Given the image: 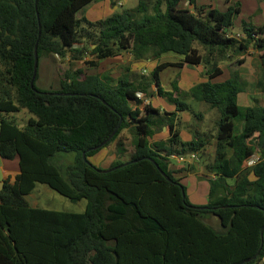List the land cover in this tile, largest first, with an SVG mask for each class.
<instances>
[{"label":"trees","instance_id":"1","mask_svg":"<svg viewBox=\"0 0 264 264\" xmlns=\"http://www.w3.org/2000/svg\"><path fill=\"white\" fill-rule=\"evenodd\" d=\"M99 1L0 0V158L18 160L19 166L0 192V264H260L264 107L257 99L251 107L238 105L247 82L237 72L224 83L212 81L223 74L220 61L234 52L246 55L253 46L262 65L257 85L264 91V27L244 22L243 38L230 37L240 4L219 11L197 8L198 0H187L193 12L179 7L186 0H136V20L125 12L96 23L77 18ZM36 47L39 63L44 54L81 59L88 49L96 61L120 53H130L134 61H155L168 53L183 60L156 66L150 77L119 80L109 89L99 78L84 84L67 73L60 91L46 92L36 87L38 72L31 88ZM199 65L206 66L208 81L193 90L194 101L218 110L220 119L213 162L206 166L213 176L209 201L197 208L171 170L170 156L201 153L206 142L198 136L182 142L177 118L194 113L192 106L175 81L177 96L165 92L159 74ZM155 95L173 103L175 113L161 114L144 104ZM22 109L34 116L24 127L8 118ZM237 123L243 124L241 131ZM164 127L169 139L152 144ZM125 129L133 134L136 151L127 165L119 167L125 162L117 161L104 173L84 162L83 154L89 161ZM117 149L125 152L122 141ZM254 155L259 162L247 167ZM38 184L72 203L86 201L85 211L30 206L25 198ZM207 217L218 219L220 231Z\"/></svg>","mask_w":264,"mask_h":264},{"label":"crops","instance_id":"2","mask_svg":"<svg viewBox=\"0 0 264 264\" xmlns=\"http://www.w3.org/2000/svg\"><path fill=\"white\" fill-rule=\"evenodd\" d=\"M122 1L123 0H102L99 2H94L90 5H88L87 7H85L84 9H82L78 13L77 18L80 20L85 19L91 23H96L98 21L104 20V19L112 16L114 14V11L116 10V8L124 6V3ZM237 3L240 4L241 12L234 19V25L230 29V31H229L230 33L243 34L242 24L244 22H246L247 24L253 25L254 27H264V0H198L197 1V8L206 9L209 7V8H213V9H218L219 11H226L231 6H233L234 4H237ZM179 7L182 9H189L192 12L194 11V7L191 6L187 0L181 2ZM251 51H252L251 54H254L253 46L250 47L247 54ZM123 55H124V53H120L113 58L106 59L103 61H99L98 63L100 64V67H101V64H103L109 60L112 63H117V60H121ZM234 55L240 56L241 54H237L236 52L230 53L228 55L229 58L225 61H229V59L232 58ZM259 55H260V53H259ZM49 56L52 60H53V57H55V55H53V54H50ZM86 56L87 55L83 56L82 60H85ZM46 57H48V56H46ZM92 57L94 59H96L94 56L91 55V59H92ZM166 57H171V61H167V59H169V58L166 59ZM242 57L244 60V64H242L240 66H244L246 64L245 56L242 55ZM70 59H72V58L69 55L66 57V59L64 58V60L69 61V62H70ZM163 60H166V61L164 62ZM182 60H183L182 56L176 55L174 53H168V54L161 56L158 60H155V61L152 59H148L145 61H136L134 66L132 67V70H130L129 68L127 69L128 73L122 74L123 70H121V72L114 71L115 74H117V75L113 74V72H112L110 77H108V78L104 77L103 75H101L100 77H98L97 75H92L91 77L92 78L93 77L99 78V80L101 78L103 81L102 82L100 80L101 84L109 89V88H114L117 85V82L119 80H122V79L123 80H130L131 79L130 77L134 76V75L129 76L130 72L134 73V74L141 75V76L146 75L147 77H150L151 72H153V70L156 68V66H158L160 64H164V63L177 64L179 62H182ZM41 61H42V58H41L40 63H39L38 80L36 82V87H37V83L39 82V84L43 88V89H40L42 91H46V92H50V91L51 92H58V91H60L61 90V84H62V81L64 79L62 77L61 79L57 80L58 79L57 77L59 76V73L62 76L66 75L67 73L69 74V71L71 70V66H72L73 62L68 63L64 69H61L60 66H57L55 64V68L57 69V72L54 74V77H53V72L50 69H49L50 74L48 77L49 72L45 68L44 72H42V74L45 77L43 78V80H41V77L39 76V72H40V69L42 67ZM53 62H55V60H53ZM144 65H149L151 68L146 69L147 67L145 68ZM218 67H219V69H221L223 71V74L220 77H218L217 79H214L212 81V83H224L225 81H227L231 78V75L233 72H237L247 82V80L244 78V74L240 71V69L242 67L240 69H236L234 71H232L230 68L228 69L227 65L219 64ZM171 68L175 71H171L172 72L171 75L168 78H166L164 76L165 72ZM171 68H167L159 74V80H160V84H161V87L163 88V90L167 93H174V95H175L174 97H176L177 93H175L174 89H173V82L175 81L177 87L180 90L179 94L181 93L182 98L183 99L185 98L187 100V102L192 106L193 110H194V108L197 110V113H196V115L198 116L197 120L201 121L203 123H208L209 122L208 116L210 115V113L215 112L216 109L211 108V106L206 104V103L195 102L193 95H192L193 90L198 85L208 81V77L206 75V73H207L206 66H204V65L192 66V67L185 66L182 69L174 68V67H171ZM77 69H78V67L76 66V68H74V71H77ZM227 69L229 71H227ZM260 69L262 71L261 60H260ZM45 72H46V75H45ZM74 75H72V77H74ZM46 76L49 78V80H48V78L46 79ZM75 77L80 82H82V83L84 82V84H87L89 82L88 79H90V78H85L83 80L80 76L79 77L75 76ZM134 77L136 78L137 76H134ZM165 78H166V80H164ZM57 81H58V84L56 85ZM104 82H106V83H104ZM257 84H258V82H257ZM47 87H49L51 89H48ZM152 90L155 91L156 87L153 86ZM244 92H246V90ZM139 94L142 95V93H139ZM179 94H178V96H179ZM242 95H245V94H241L238 96V105L240 107H251L252 105H249V106L248 105H240L241 101H243ZM142 97H143V95H142ZM252 99H257L259 101L258 98H252ZM144 104H151L152 107L154 109H158L161 114L175 113V110H176V106L173 103H171L167 99L161 98L157 95H155L154 97L145 101ZM262 107H264V106H262ZM198 108H200V109H198ZM137 112L139 114H142L143 108H137ZM193 118H194V116L192 114H190L189 112H184V113H181L178 115V118H177L178 127L177 128H178L179 133H180V139L184 143H191V142L197 141L196 137L199 136L198 132H195L197 129H195V131H192L190 129V126H194L193 122L196 120L195 118L194 119ZM130 120H131V118H130ZM218 121H219V118L215 119L216 129H217ZM129 134H130L129 129L123 130L122 133L120 134V136L118 137V139L112 143L110 150H106V149H108V148H106L105 150H102L98 154L93 156V158H95L96 162L98 160L99 161L102 160V158L105 157L106 155H111V154H112L111 158H117L119 156L118 149H117L118 141H122L125 145V152L123 153V155L127 156L128 154H130V158L123 161V162L129 161L131 159L132 155L136 152L133 145H132V149H130L128 146L129 142L133 143L132 140L130 139L131 134L130 135ZM216 134H217V131H216ZM216 134L214 135V139H215ZM168 139H169V133H168L167 128L164 127L161 130L155 132L153 137L150 139V142L152 144L153 143H159V142L165 143ZM202 140L205 141L206 144H208L206 139H202ZM216 146H217V141L215 139V141L213 142V145H212V147H214L213 150L215 149V151H216ZM127 149H129V151H126ZM206 151L208 153V152H211L212 149L206 150V145H205L203 152H201L202 154L201 153H198V154L194 153V154L196 155L197 158L200 155H203V157H204V155L206 154ZM214 155H215V153H214ZM200 160H202V159H200ZM14 162H16V165L18 166V160H14ZM197 163H195V166L197 168L196 171H197L198 175L199 174L201 175L202 171H201L200 164H202V162L200 161V164H197ZM176 165H178L179 167L171 166V165H170V167H171V170L175 172V177L177 179H179L180 182H182L183 179L187 178L191 173H193L189 169V167H190L189 163L179 164L176 162ZM18 172H19V166H18ZM2 177L4 178V175H2ZM208 179L209 180L213 179V176L210 175L208 177ZM201 182H202V184H198V188L199 189L203 188L205 190H208L207 194L205 196L208 199V195H209V191H210V184L208 182H207L208 183L207 184L206 181H201ZM205 197L203 198V201H200V203L202 205L206 204L205 203V200H206ZM32 207H34V206H32ZM34 208H37V207H34ZM46 210H49V209H46ZM53 211H59V210H53ZM260 264H264V260Z\"/></svg>","mask_w":264,"mask_h":264},{"label":"rangeland","instance_id":"3","mask_svg":"<svg viewBox=\"0 0 264 264\" xmlns=\"http://www.w3.org/2000/svg\"><path fill=\"white\" fill-rule=\"evenodd\" d=\"M122 2L124 3V6L116 8V10L114 11V14L125 12V13L131 15V17L134 20H136L139 17L138 12H137V6H138L137 1L136 0H123ZM90 46H91V41L88 42V47L90 48ZM199 50H200L201 54H204L202 49H199ZM251 53H252V51L249 52L247 55H244L245 59H246V64L244 66H240V62L243 60L242 55H240V56L234 55L232 58L229 59V61H225V60L220 61L219 64L227 65V68L228 69L230 68L232 71H234L236 69H240L242 67L240 69V71L244 74V78L248 82L247 83L248 88L246 89V92L241 93V94H245V95H242L243 101H241L240 105H248V106L252 105L253 104L252 98H258L260 104L262 106H264V91L261 88H259L257 85L258 80H260L262 77V71L260 69V55L256 50H254V54H251ZM85 55H87L85 60H82L83 58L73 59V60L70 59V62H73L72 66H71V70L69 71L70 76L75 74L74 76H77V77L80 76L83 80L85 78H92L91 77L92 75H97L98 77L103 75L104 77L108 78V77H110L112 72H113V74H115L114 71L121 72V70H123L122 74L128 73L127 69L129 68L130 70H132V67L134 66V64L136 62L133 60V57L130 53H124L122 59L117 60V63H112L109 60V61H106L105 63L101 64V67H100V64L98 63L99 61H96V59H94L93 57L91 59V53H90L89 49L86 51ZM46 56H48V57H46ZM167 58H169V59H167ZM166 59H167V61H171V57H166ZM53 60H55L56 63L53 62ZM53 60L50 58L49 55L44 54L42 61H41L42 67H41L40 72H39V76L41 77V80H43V78L45 77L42 74V72H44L45 68L48 72L50 70H52L53 77H54V74L57 72V69L55 68V64L57 66H60L61 69H64L67 66V64L70 63L69 61L62 59L57 55H55V57H53ZM101 61H103V60H101ZM163 61L165 62L166 60H163ZM92 62L97 64L99 67L98 66L93 67L90 64ZM76 66L78 67V69H77V71H74V68H76ZM144 67L145 68L147 67L146 69L151 68L149 65H144ZM228 69H227V71H229ZM171 71H175V70H173L172 68L167 70L165 72L164 76L166 78H168L172 73ZM49 74H50V72L48 73V77H49ZM45 75H46V72H45ZM115 75H117V74H115ZM131 75L138 76V77L141 76V75L134 74V73L130 72L129 76H131ZM134 76L130 77L131 80L135 79ZM144 76H146V75H144ZM48 77L46 76V79ZM62 77L64 79L65 75L62 76L59 73L57 80L61 79ZM166 78L164 80H166ZM48 80H49V78H48ZM100 80L102 81L101 78H100ZM104 83H106V82H104ZM57 84H58V81H57L56 85ZM37 88L43 89L42 86L39 84V82L37 83ZM47 88L51 89L49 87H47ZM241 94H239V95H241ZM198 109H200V108H198ZM193 112L194 113H192V115L194 116V118L196 120L193 122L194 126H190V129L192 131H195V129H197L195 132H198V135H199L198 137L200 139H206V141L208 143V144H206V150L212 149L211 152L207 153V151H206V154L204 155V159L200 160V157H203V155H200L198 157L199 160L202 162V164H200L201 171H202L201 175L199 174L200 175L199 176L197 174V171H194V172L192 171L194 174L191 173L187 178L183 179L181 182L186 187L187 196L189 198L190 203L193 206L198 208L199 206L206 205L209 201V198L207 199V197H205L208 190H205L203 188L199 189L198 184H202L201 181H206V183L208 182L210 184V180L208 179V177L211 174L207 171L208 169L206 168V166L211 165L213 162L215 149L213 150L214 147H212V145H213V142L215 141L214 135L216 134V131H217L216 126H215V119H218V118L220 119V113L218 110H215V112L210 113V115L208 116L209 122L203 123V122L197 120L198 116L196 115L197 110L195 108H194ZM33 117L34 116L31 115L26 109H22L20 113L13 114V115L9 116L8 118L10 120L13 119L15 122H17V124L20 127H24L25 124L27 123V121ZM237 126L239 128V131H241L243 128V124L237 123ZM130 134H129L130 139L133 142V136H132L133 134L131 132H130ZM132 145H133V143H131V142L128 143V146L130 149H132ZM111 146H112V143L108 147H106L108 149L104 148L102 150H105V149L110 150ZM126 151H129V149H127ZM111 156H112V154L106 155L105 157L102 158V160H100V161L98 160L97 162H96L95 158L90 157L89 162L94 167H96L98 170L105 171V170L110 169L117 161H125V160L130 158V154H128L127 156H124L123 153L119 154V156L117 158H111ZM183 156H187V155H183ZM128 162H130V161H128ZM128 162H125V163H128ZM176 162L179 163L177 160L174 161V159L171 158L170 165L179 167L178 165H176ZM191 162L192 161H190V163ZM0 171H1L2 175H4L3 183H5L8 180L13 182L16 174L18 173V166L16 165V162H14V161H7V160H3L0 158ZM229 183L231 185H233L234 181L229 180ZM204 197L206 198V200H205L206 204L202 205L200 203V201H203ZM25 200L31 206L37 207L39 209L59 210V211L70 212V213H83L85 211V208H86V201L83 200L79 203H72L71 201H69L65 197L59 195L58 193H56L55 191L50 189L47 185H42V184H38L36 189L33 191V193L28 195L25 198ZM205 221L209 225L213 226L215 229L220 231L221 227L219 225V221L217 218L207 217Z\"/></svg>","mask_w":264,"mask_h":264},{"label":"water","instance_id":"4","mask_svg":"<svg viewBox=\"0 0 264 264\" xmlns=\"http://www.w3.org/2000/svg\"><path fill=\"white\" fill-rule=\"evenodd\" d=\"M38 68H39V58H38L37 47H36L35 48V59H34V75H33L32 82H31V88L34 87V81H35V78H36V75H37V72H38ZM120 124L117 126V128L115 129L113 134L110 136V138L105 142V144H107L115 136V134L117 133V131H118L119 127H120ZM83 160H84V162L89 163V161L86 158L85 154H83ZM127 164L128 163H125V164H123V165H121L119 167H124ZM156 166H158V165L156 164ZM119 167H117V168H119ZM117 168H113V169H117ZM110 171H112V169H108V170H105V171H102V172L107 173V172H110ZM3 188H4L3 177H2V173L0 171V192L3 190ZM263 245H264V242L262 243V247H263Z\"/></svg>","mask_w":264,"mask_h":264},{"label":"built area","instance_id":"5","mask_svg":"<svg viewBox=\"0 0 264 264\" xmlns=\"http://www.w3.org/2000/svg\"><path fill=\"white\" fill-rule=\"evenodd\" d=\"M230 36V35H229ZM235 37H241V36H239V35H236ZM139 97H140V95H139ZM170 158H173L174 160H177L178 162H179V164H182V163H190V161H192L191 162V164L193 163V162H195L196 160H197V158H196V155L195 154H191V155H189V156H183V155H173V156H171ZM189 158V159H188ZM259 155H254L251 159H249L248 161H247V163H246V166L247 167H252V166H254V165H256L258 162H259Z\"/></svg>","mask_w":264,"mask_h":264},{"label":"clouds","instance_id":"6","mask_svg":"<svg viewBox=\"0 0 264 264\" xmlns=\"http://www.w3.org/2000/svg\"><path fill=\"white\" fill-rule=\"evenodd\" d=\"M228 36L230 35V37H233V38H236V39H242L243 38V34H233V33H230V32H228V34H227ZM236 35H239V36H241V37H235ZM83 45H79V46H77L76 48H78V49H80L81 47H82ZM139 95H140V98H142V95L141 94H138V97H139ZM192 154H194V153H192ZM189 155H191V154H188L187 156H189ZM197 158V157H196ZM170 160H171V158H170ZM197 160H198V158H197ZM197 160L195 161V162H193V164H195V163H197ZM253 167V166H252Z\"/></svg>","mask_w":264,"mask_h":264}]
</instances>
